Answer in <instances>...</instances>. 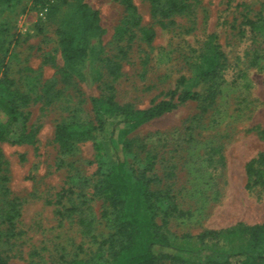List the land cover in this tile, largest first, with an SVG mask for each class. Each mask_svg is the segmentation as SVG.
I'll return each mask as SVG.
<instances>
[{
	"label": "rangeland",
	"instance_id": "obj_1",
	"mask_svg": "<svg viewBox=\"0 0 264 264\" xmlns=\"http://www.w3.org/2000/svg\"><path fill=\"white\" fill-rule=\"evenodd\" d=\"M41 1L0 5L6 39L0 95L9 88L19 92L16 97H28L26 103L17 98L16 122L0 108V128L6 132L0 140V262L108 260L101 244L111 232L103 217L107 201L95 194V186L116 161L111 141L129 142L131 151L123 156L130 166H142L148 152L156 154L161 179L156 187L170 190L180 208L193 212L166 226L175 245L195 249L200 247L196 235L205 229L264 221V187L248 188L246 171L264 152V0H188L187 11L172 17H155L150 0H130L132 7L129 0H79L99 12L100 57L121 65L112 80L103 63L89 62L84 81L66 68L60 25L48 15V3L56 0ZM123 24L126 31L117 35ZM150 27L156 35L148 41ZM214 46L227 64L207 80L200 61ZM182 76L181 90L198 94L197 99L179 102L122 140L121 125L111 137L115 118L99 127L93 98L103 94L104 82L113 84L121 105L142 109L168 99ZM73 117L97 129L94 139L66 153L55 128ZM23 135L29 137L20 141ZM13 205L19 214L9 230L4 218ZM225 244L239 248L246 238Z\"/></svg>",
	"mask_w": 264,
	"mask_h": 264
},
{
	"label": "trees",
	"instance_id": "obj_2",
	"mask_svg": "<svg viewBox=\"0 0 264 264\" xmlns=\"http://www.w3.org/2000/svg\"><path fill=\"white\" fill-rule=\"evenodd\" d=\"M11 1L0 0V5ZM150 1L155 17H172L183 14L188 9V0ZM37 3L42 1L37 0ZM127 6L132 7L130 0ZM48 15L51 21L60 25L61 53L71 74L84 81L87 79V64L98 61L106 67L112 80L118 78L121 65L112 58L100 57L98 41L104 30L97 10L79 0H56L48 3ZM139 22L140 19L137 18L136 25ZM247 22L255 24L250 19ZM147 30V40L151 41L156 32L152 27ZM124 31L126 29L123 24L119 26L117 35H122ZM5 44V30L0 28V54L5 51ZM202 54L199 68L203 77L207 80L217 78L227 64L225 53L218 46H214ZM185 80V76L178 80L179 86L169 93L168 99L142 109L121 105L116 100L113 84L104 82L103 94L93 98L99 127L107 119L115 118L111 137L115 136L116 127L121 125L118 136L122 140L141 125L176 108L179 102L197 99L198 94L181 90L180 86L184 85ZM17 93L19 94L6 88V93L0 95V108L12 122H16L21 113L17 98L21 97L24 103L28 101L27 95L16 97ZM96 129L90 122L73 117L56 125L55 140L68 153L79 142L94 139ZM5 134V130L0 128V140L5 139ZM27 137L29 136L23 135L18 139L21 141ZM130 146L127 141L122 146L111 141V150L116 161L107 172L102 173L95 186V194L103 196L107 201L103 217L111 231L101 243L108 253V260L103 264H264V221L253 224L240 221L229 227L205 229L196 235L200 247L195 249L175 245L166 226L174 219L192 217L193 212L180 208L170 190L156 187L158 180H161L155 171L156 154L148 152L142 166L128 165L123 153L131 151ZM208 160L211 165L215 162L211 155ZM246 171L248 188L258 184L264 187V152L247 163ZM71 210L77 211L79 208L72 207ZM18 214L14 205L5 214L4 221L8 223L9 230L14 228ZM238 236L245 237L246 244L228 249L225 242ZM72 264L91 263L75 259Z\"/></svg>",
	"mask_w": 264,
	"mask_h": 264
}]
</instances>
